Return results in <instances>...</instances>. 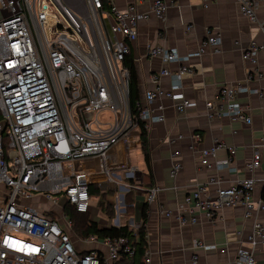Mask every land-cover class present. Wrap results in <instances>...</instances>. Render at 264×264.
<instances>
[{
	"label": "built area",
	"instance_id": "built-area-1",
	"mask_svg": "<svg viewBox=\"0 0 264 264\" xmlns=\"http://www.w3.org/2000/svg\"><path fill=\"white\" fill-rule=\"evenodd\" d=\"M238 1L241 12L258 21L264 34V22L256 13L264 0ZM168 8V0H154L147 11L136 2L121 10L114 0H0V264H116L134 255L126 236L73 238L74 224L65 206L89 213L95 194L91 189L103 192L105 185L116 184L126 192L143 189L130 183L137 182L138 167L121 166L111 150L122 141L133 144V131L138 130L129 99L130 70L124 64L130 43L138 37L140 22L151 15L163 20ZM220 45V35L211 31L188 55L176 48L148 45V54L163 63L181 62L169 90L160 84L162 76L171 73L164 68L152 74L157 86L137 102L139 117L148 127L165 119L163 105L158 113L152 107L162 97L175 101L180 114L194 105L182 92L183 76L195 71L188 62L207 47L219 50ZM260 52L264 53V41H252L242 49L243 58L252 65L248 81L262 76ZM250 91L259 92L246 83L223 85L215 99L206 102L207 115L251 123L249 109L238 100ZM101 111H111L113 121H102ZM219 146L201 149V165L213 166L210 157ZM259 148L264 149V135L249 164L251 170L260 165ZM228 149L230 156L218 161L217 167L232 166L236 149ZM81 161L96 165L80 167ZM181 167L176 160L171 174ZM259 181L264 184V176L237 179L213 195L208 185L197 184L184 197L176 217L187 225L199 222L201 215L214 219L226 206H244L247 217L264 211V198L255 194ZM159 191L158 185L147 190L148 205ZM117 198L116 216L108 226L121 225L125 215V193ZM162 212L172 215L171 210ZM133 226L137 230L134 222ZM249 242L251 249L237 250V264H256L254 251L264 245V217L255 221ZM194 248L216 246L196 239ZM144 261H151L147 250ZM191 262L198 263L196 254Z\"/></svg>",
	"mask_w": 264,
	"mask_h": 264
},
{
	"label": "crops",
	"instance_id": "crops-1",
	"mask_svg": "<svg viewBox=\"0 0 264 264\" xmlns=\"http://www.w3.org/2000/svg\"><path fill=\"white\" fill-rule=\"evenodd\" d=\"M114 1L121 10L129 3L136 2L141 10L147 11L154 0ZM168 2L165 19L151 15L140 22L138 37L130 43L129 53L135 61L142 100L148 90L157 86L152 80V74L164 68L170 69L171 73L162 76L160 81L162 88L167 91L176 82L174 73L181 65V62L165 64L160 57L150 56L148 45H164L176 48L181 55H188L199 48L208 31L220 35L221 45L219 50L207 47L201 56L193 57L188 62L194 66L195 71L183 76L182 92L194 105L185 113H178L175 101L168 97H162L152 104L157 113L158 106L163 105L165 119L149 124L154 185H158L160 191L147 209L146 250L151 261H144V264H192L194 254L198 256L197 264H237V250L239 247L247 250L252 248L249 237L255 221L264 217V211H254L247 217L244 206H226L214 219L201 215L199 222L187 225H181L176 215L184 197L197 184L208 185V193L213 195L217 188L230 186L237 179H260L264 176L263 148H259L260 165L254 170L249 168L257 145L264 135V53L260 52L258 56L262 76L249 81L247 76L252 65L243 58L242 53V49L248 47L252 41H264V34L258 21L251 20L241 12L238 0ZM256 13L258 20L264 22V2L260 3ZM238 83H246L250 88L263 93L250 91L239 96V102L249 109L252 122L232 121L226 116L209 118L206 102L215 99L223 85ZM198 135L200 139L197 138ZM133 136L135 141L130 145L136 147L134 150H126L124 146L128 142L122 141L112 148L111 156L121 166L136 165L140 173L138 178L143 182L147 167L140 146L139 130L133 131ZM217 143L221 146L210 157L213 166L201 165V149L210 148ZM228 147L236 149L232 166L219 168L216 163L230 156ZM133 152L136 157L131 163L129 156ZM176 160L181 162L182 167L173 176L171 170ZM95 165V162H79L80 167ZM211 177L213 181L210 182ZM142 187L138 200L131 204L135 207V215L131 216L135 226L141 224L139 206L141 202L147 201V190L152 186L143 184ZM263 190L264 184L259 181L256 185V197L264 198ZM163 209L171 210L172 215H165ZM196 239L203 240L207 245H215L216 248H194ZM221 248H225V252H221ZM254 254L256 264H264V245L259 244Z\"/></svg>",
	"mask_w": 264,
	"mask_h": 264
},
{
	"label": "trees",
	"instance_id": "trees-1",
	"mask_svg": "<svg viewBox=\"0 0 264 264\" xmlns=\"http://www.w3.org/2000/svg\"><path fill=\"white\" fill-rule=\"evenodd\" d=\"M124 64L130 70V79H129L130 105L133 111V115L135 117L134 120H136L137 122V127L139 130L140 146L147 167V173L143 175V182H144L143 184L147 187H151L154 185V173H153L152 158H151L149 127L147 126V122L139 117V109L137 108V102L140 101L141 98L139 94L138 75H137L134 58L130 53L126 55ZM91 192L101 193L100 204L103 206L104 200L102 198L105 197L107 193L103 194V192H100L98 188L97 189L92 188ZM262 195L264 197V190ZM130 201L132 202V198L129 200V202ZM112 206L113 203L111 201L107 204L105 208L109 216L113 215ZM139 208L141 214V224L136 230L130 227L127 223H122L119 226H114V225L101 226L99 222L93 217H91V215L88 212L87 213L79 212L69 204L65 206L66 212L73 221L74 224L73 228L78 235L82 237H86L90 234H95L100 238L118 237V236H126L128 238L132 246L135 248V253L132 257L124 256L121 260L117 261L116 264H144V256L148 246L147 232H146V223L148 218V211H147L148 202L147 201L141 202Z\"/></svg>",
	"mask_w": 264,
	"mask_h": 264
},
{
	"label": "rangeland",
	"instance_id": "rangeland-1",
	"mask_svg": "<svg viewBox=\"0 0 264 264\" xmlns=\"http://www.w3.org/2000/svg\"><path fill=\"white\" fill-rule=\"evenodd\" d=\"M99 118L102 121H107V122H112L114 119V115L111 111H101L99 113ZM126 141H124L125 143ZM125 149L128 150L129 148L131 149H135L136 147L133 145H130L129 143H125ZM132 150V151H133ZM130 154V153H129ZM135 152L131 153L129 156L130 162L133 163L135 160ZM122 172V171H121ZM140 174V173H139ZM138 178V177H137ZM141 179L138 178L137 182L135 180H132L130 183H134L137 184L139 186H143V182L141 183ZM142 192V190L140 189H132L129 192H126L122 189H120V187L116 184H112V185H105L104 189H103V194L107 193V195H105V197H103L102 199L104 200V205L102 206L100 204V198H101V193H95L93 195V207L91 209V211L89 212V214L91 215V217H93L94 219H96L99 224L101 226L104 225H109L111 222V219L114 218L116 216V211H115V205L117 204L118 201V195L120 193H125V205H126V210H125V215L122 218V223H127L130 227H132L133 229H136V227L133 226V220L131 219V216L135 215V207L131 205V203H135L138 197V194H140ZM130 194V195H129ZM132 198V202L129 200ZM37 199V198H36ZM34 199V201L36 200ZM113 203L112 206V210H113V215L109 216L105 210L107 204L109 202ZM132 223V224H131ZM139 226H137L138 229ZM74 230V229H73ZM76 235H78L75 230L73 231V238H77Z\"/></svg>",
	"mask_w": 264,
	"mask_h": 264
}]
</instances>
